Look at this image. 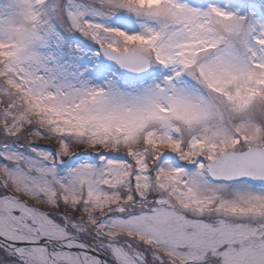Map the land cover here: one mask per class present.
<instances>
[{
    "label": "snow or ice",
    "instance_id": "1",
    "mask_svg": "<svg viewBox=\"0 0 264 264\" xmlns=\"http://www.w3.org/2000/svg\"><path fill=\"white\" fill-rule=\"evenodd\" d=\"M0 264H264V0H0Z\"/></svg>",
    "mask_w": 264,
    "mask_h": 264
},
{
    "label": "rangeland",
    "instance_id": "2",
    "mask_svg": "<svg viewBox=\"0 0 264 264\" xmlns=\"http://www.w3.org/2000/svg\"><path fill=\"white\" fill-rule=\"evenodd\" d=\"M43 143H47V142H43Z\"/></svg>",
    "mask_w": 264,
    "mask_h": 264
}]
</instances>
